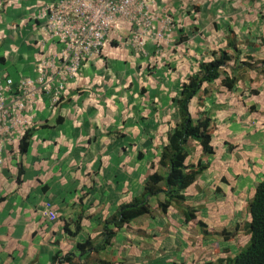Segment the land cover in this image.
<instances>
[{
  "label": "crops",
  "instance_id": "1",
  "mask_svg": "<svg viewBox=\"0 0 264 264\" xmlns=\"http://www.w3.org/2000/svg\"><path fill=\"white\" fill-rule=\"evenodd\" d=\"M37 1L0 0V68L14 81L18 70L36 76L40 50L35 44L42 39V23L33 16ZM202 3L194 21L184 1L174 5L183 29L173 31L160 48L150 40L138 54L126 38L107 42L68 82L55 112L47 109L53 95H40L27 151H8L1 169L0 264H53L54 255L78 256L79 243L99 239L104 220L139 197L158 169L179 118L176 100L182 85L201 62L220 50L231 53L226 49L228 28L240 53L225 71L237 82L231 90L222 86L224 76L205 83L190 104L195 121L208 116L213 124V154L191 142L186 159L187 164L207 166L183 193V206L194 210V219L187 221L173 206L162 211L164 196L152 197L153 213L117 230L107 250L88 264L98 259L112 264H222V248V254L228 253L242 237L243 246L238 245L245 247L249 203L264 179V64L254 63L264 61V0ZM77 224V235L67 234L65 226L75 232ZM220 233L234 235L226 239Z\"/></svg>",
  "mask_w": 264,
  "mask_h": 264
},
{
  "label": "built area",
  "instance_id": "2",
  "mask_svg": "<svg viewBox=\"0 0 264 264\" xmlns=\"http://www.w3.org/2000/svg\"><path fill=\"white\" fill-rule=\"evenodd\" d=\"M42 1L36 16L42 23L36 76L14 81L0 75V167L5 154L17 149L25 132L38 122L35 106L43 92L49 91L51 105L57 106L68 82L116 35L128 33V47L140 54L150 40L162 47L179 25L169 12L161 13L164 0ZM46 214L55 218L52 212Z\"/></svg>",
  "mask_w": 264,
  "mask_h": 264
},
{
  "label": "trees",
  "instance_id": "3",
  "mask_svg": "<svg viewBox=\"0 0 264 264\" xmlns=\"http://www.w3.org/2000/svg\"><path fill=\"white\" fill-rule=\"evenodd\" d=\"M169 13L171 14V12ZM172 16L174 17V15ZM181 29L178 25L175 30L180 33ZM120 36L121 34L117 37L118 41L125 38ZM182 39H185V37L183 36V38L179 39V42ZM114 41L118 42L114 39L111 42ZM226 49L230 50L231 53L227 50H220L212 60L201 62L199 70L192 74L187 82L182 85L180 96L176 100L179 115L178 121L167 137V143L163 147L158 161V169L149 175L144 184L143 193L131 202L121 205L112 217L104 220L98 240L95 242L86 240L83 243H79L77 245L78 256L67 254L60 257L56 254L52 258L53 264H88V261L94 258L95 255L104 253L107 250L117 230L145 215H151L153 209L149 204L150 199L160 194L164 196V201L159 202L162 211H166L168 207L173 206L185 215L187 221L194 219V210L183 206L185 201L183 193L196 181L197 177L207 166L201 163L190 165L186 163V159L190 154L191 142L199 144L204 154H213L211 144L213 124L208 116H202L195 121L191 115L190 104L205 83L216 81L222 76H224L221 81L222 86L228 90L234 87L238 78L234 75L228 76L225 69L228 61L236 58L240 52L235 33L230 28H228L226 38ZM254 63L264 64V61L256 60ZM243 65L251 67L247 62H243ZM5 75L8 76V74ZM34 130V128L27 130L17 144V150L20 154H24L27 151ZM17 166L16 181L20 183L23 169L21 163H18ZM249 213L251 218L247 226V231L250 235L249 242L237 255L229 258L227 264H264V179L256 187L254 197L249 203ZM78 230V224L75 232H70L65 226V231L72 237L77 235ZM218 235L228 239L234 233H220ZM92 264L112 263L106 259H98Z\"/></svg>",
  "mask_w": 264,
  "mask_h": 264
},
{
  "label": "rangeland",
  "instance_id": "4",
  "mask_svg": "<svg viewBox=\"0 0 264 264\" xmlns=\"http://www.w3.org/2000/svg\"><path fill=\"white\" fill-rule=\"evenodd\" d=\"M181 1H184V4H185V6H189L190 8H189V10H188V14H191V20L192 21H194L195 19L196 20H198V18H199V8H200V6H199V4L200 3H202L204 0H164V3H163V7H164V9H162V14H164V13H168V12H171V14L172 15H174L175 14V12H176V10H175V6L174 5H176V4H179ZM209 1H211V0H209ZM43 2H42V0L41 1H37V3L35 4V6L33 7V9H34V12H33V16H34V18H36V16L38 15V13H39V11H40V8H41V4H42ZM170 3H172V4H170ZM203 4V3H202ZM179 10V9H178ZM177 10V11H178ZM174 13V14H173ZM219 18H222V17H219ZM174 19L179 23V25H181L180 24V22H179V20H178V18H177V16L175 17L174 16ZM222 19H224V18H222ZM24 22V21H23ZM35 22V21H34ZM33 22V23H34ZM196 23H197V21H196ZM182 26V25H181ZM175 31V30H174ZM126 34H128V33H126V32H123L121 35H126ZM172 33H170V35H171ZM179 34V33H178ZM169 35V36H170ZM178 36V35H177ZM115 37H118V35H116ZM126 37V36H125ZM169 38V37H168ZM177 38V37H176ZM114 39V38H113ZM162 44L164 45V42H162ZM35 46L38 48V42L35 44ZM209 53V55H210V51L208 52ZM212 56V55H211ZM209 58H210V56H208ZM207 57V58H208ZM38 58L36 57V59H35V62H36V60H37ZM18 60V59H17ZM20 60H21V57H20ZM16 61V60H15ZM12 62H14V61H12ZM34 62V63H35ZM87 64V63H86ZM86 64L84 65V67L86 66ZM16 71H17V69H16ZM18 73V77L20 78L21 76H27L28 74H22V73H20L19 72V70L17 71ZM14 73V72H13ZM5 74H9L8 73V71H7V69L3 66V68L1 69L0 68V75L1 76H7V75H5ZM80 75V74H79ZM30 76V75H29ZM19 78H18V80H19ZM60 102V101H59ZM59 102H58V104H59ZM57 104V105H58ZM57 107L58 106H52L51 104L47 107V109L48 110H50V111H56V109H57ZM35 110H36V106H35ZM37 126V125H36ZM20 154H18V156H17V158L18 159H20V156H19ZM4 167V163H3V165L0 167V176H1V169ZM9 177H11V176H9ZM8 177V178H9ZM3 179V178H2ZM11 178H9V180H10ZM1 181V180H0ZM8 182V181H7ZM1 188H3L4 189V186H3V184H1ZM248 234V233H247ZM238 236H241V234L240 235H238ZM248 236H249V234H248ZM241 240H245L243 237L242 238H239V239H237L236 238V241H235V243H236V245H231L232 247H230L229 248V252L227 253L226 251H224V253L222 254V249L224 250V248H222L221 249V251H220V255H222V257H220L221 259L220 260H222V261H224L223 263H222V261H221V263L222 264H227V261H228V259L229 258H233L235 255H237L238 254V252L240 251V247L241 246H243V244L241 243ZM248 240H249V238H248ZM248 240H247V243H246V245L248 244ZM238 241H240V247H239V245H238ZM245 245V246H246ZM231 250V251H230ZM75 251H78V250H75ZM69 254H74L75 255V253H73V252H69ZM67 255V254H66ZM76 256V255H75ZM61 257V256H60ZM159 260L161 261V262H163V257H162V255L159 257ZM205 264V263H204Z\"/></svg>",
  "mask_w": 264,
  "mask_h": 264
}]
</instances>
